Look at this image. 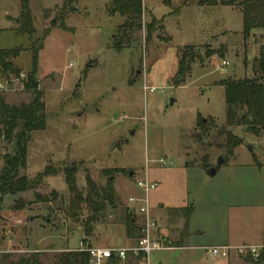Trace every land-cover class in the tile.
Wrapping results in <instances>:
<instances>
[{
	"label": "rangeland",
	"instance_id": "1",
	"mask_svg": "<svg viewBox=\"0 0 264 264\" xmlns=\"http://www.w3.org/2000/svg\"><path fill=\"white\" fill-rule=\"evenodd\" d=\"M164 1L171 2L142 0L143 28L116 53L113 38L124 19L108 16L111 0H78L62 19L54 9L62 0H28L31 37L15 35L21 0H0V50H20L8 59L17 75H2L0 69V95L10 106L32 100L23 83L31 74V48L41 45L31 80L42 93L46 115L45 129L29 136L26 168L19 172L36 188L6 196L1 204L5 264H19L33 254L40 255L41 264H56L80 242L91 248H138L139 239H126L125 218L134 217L141 229L145 218L128 212L126 200L138 196L135 182L144 178L156 184L148 195L154 228L141 235L163 247L149 253V264H252L235 248L264 252V136L225 126L221 86L258 78L250 65L264 46V30H253L244 40L239 6L172 0L167 7ZM152 19L163 22L165 31L155 26L145 44V26ZM182 52L189 66L184 77L178 75ZM224 131L241 141L232 157L226 156ZM13 152V143L0 141V170L3 155ZM219 158L224 164L208 176ZM71 168L84 196L88 174L97 188L111 181L119 199L93 216L88 230L89 212L78 220L65 216L69 195L63 172ZM43 172L48 176L38 179ZM189 205L194 212L188 236L176 247L183 227L177 209ZM214 246L230 247L229 257H207L205 249ZM128 258L127 264H143L142 258Z\"/></svg>",
	"mask_w": 264,
	"mask_h": 264
},
{
	"label": "trees",
	"instance_id": "2",
	"mask_svg": "<svg viewBox=\"0 0 264 264\" xmlns=\"http://www.w3.org/2000/svg\"><path fill=\"white\" fill-rule=\"evenodd\" d=\"M187 2L189 0H186ZM78 0H62L60 7H55L57 16L62 19L64 14L70 10L73 11ZM163 4L170 7L169 1ZM186 6V3L183 7ZM201 7H241L242 11V37L248 39L251 32L256 29L264 30V0H201ZM108 16L115 15L124 19V23L116 29L113 38L112 49L121 52L130 39L143 28L142 16L143 6L142 0H111L107 7ZM178 10V9H177ZM174 12V11H173ZM172 12V13H173ZM179 12V11H178ZM177 14V13H176ZM158 25L160 32H164L162 23H157L154 19L145 26V44L151 41L153 34ZM61 30L65 28L59 25ZM35 30L32 25V18L28 8V0H21V8L18 16V27L15 30L16 36H33ZM50 31H45L42 39L49 35ZM41 45L31 48V74L28 80L23 83L25 90L29 91L32 100L28 104H20L19 106H10L5 104L0 95V141L7 144H14V152L12 155L4 154L3 166L0 170V208L3 198L6 196H14L34 190L35 181L28 180L25 176H19L20 170L26 168L27 143L31 133L43 131L46 127L45 107L42 102V93L37 89L36 83L31 80V76L36 73L38 51ZM20 50H0V69L2 75L14 74L18 71L9 63L8 59L15 58ZM208 55L207 58H211ZM187 57L184 52L181 53V59L178 64V75L184 77L189 74V66L184 61ZM190 63L193 59H189ZM192 61V62H191ZM251 71L258 78H244L236 81H226L221 84L224 89V103L226 121L225 126L243 127L245 132L255 138L264 136V47H261L259 54L251 62ZM203 124L205 121L202 122ZM225 132V131H224ZM226 156L232 157L233 152L240 146L241 141L225 132ZM256 163L255 157H253ZM87 173V172H86ZM64 183L69 195L68 205L66 207L65 216L69 220H78L79 215L83 211L91 214L88 224L93 222V216L100 214L106 206H113L119 201L111 181H108L104 188H97L86 176V194L78 190L76 184V170L74 168L65 169ZM42 176H48L47 172H43ZM183 219L182 231L175 243L176 247H181L184 239L188 236V227L190 218L194 212V207L189 205L185 208L177 209ZM126 236L128 239H141L142 229L137 227L134 217L126 216L125 218ZM132 257V256H131ZM142 255L136 257V262L140 261ZM39 254H33L28 258H21L19 264H41L38 259ZM133 258V257H132ZM245 262L252 264H264V252L258 259H246ZM0 264H5L4 257H0ZM56 264H87V256L78 252H65L58 256ZM110 264H119V261H111Z\"/></svg>",
	"mask_w": 264,
	"mask_h": 264
},
{
	"label": "built area",
	"instance_id": "3",
	"mask_svg": "<svg viewBox=\"0 0 264 264\" xmlns=\"http://www.w3.org/2000/svg\"><path fill=\"white\" fill-rule=\"evenodd\" d=\"M223 66H226V62H222ZM161 164L164 165L162 161ZM135 186L139 191L138 196L129 197L126 200L127 210L135 215H140L145 218L144 228L142 232L149 233L150 228H154V224L150 223L149 220V200L148 195L156 189V184L149 181L147 178L138 180L135 182ZM159 244H152L148 239L143 237L138 240V248L128 251L126 249L120 248H91L84 246L82 242L79 243V248L75 251L78 253H83L87 256V264H110L111 261L123 262L128 258V255L136 258L142 255L143 264H149L148 255L153 249H160ZM233 248V247H232ZM230 247L228 246H214L205 249L207 257L212 259H227L230 255ZM235 253L238 256H243L247 258H257L259 252L255 248L251 247H236Z\"/></svg>",
	"mask_w": 264,
	"mask_h": 264
},
{
	"label": "water",
	"instance_id": "4",
	"mask_svg": "<svg viewBox=\"0 0 264 264\" xmlns=\"http://www.w3.org/2000/svg\"><path fill=\"white\" fill-rule=\"evenodd\" d=\"M74 11H75V9H74ZM56 21H57V18L55 17V18L51 21V23H52V24H55ZM92 67H93V64H92V63H90V64L87 65V68H92ZM136 75L138 76L139 73L137 72ZM179 80H180V79H178V81H177L176 83H178ZM249 150H251V149L249 148ZM222 164H224V159H223V158H219V161H218V163H217V166H216L215 168H211V169H209V170L207 171V175L210 176V177L215 176L216 173H217V170L220 169V167H221ZM129 176H132V174L130 173Z\"/></svg>",
	"mask_w": 264,
	"mask_h": 264
},
{
	"label": "crops",
	"instance_id": "5",
	"mask_svg": "<svg viewBox=\"0 0 264 264\" xmlns=\"http://www.w3.org/2000/svg\"><path fill=\"white\" fill-rule=\"evenodd\" d=\"M171 2H172V0H171ZM171 2H170V4H171ZM172 5V4H171ZM171 5H170V7H171ZM58 6V5H57ZM60 6H61V4H60ZM60 6H58V7H60ZM56 7V6H55ZM232 8V7H231ZM18 16H19V14H18ZM166 16H168V17H170V14H168V15H166ZM165 16V17H166ZM142 19H143V16H142ZM162 21H163V19H161ZM162 25H163V22H162ZM163 28H164V31H165V27H164V25H163ZM16 29V28H15ZM264 47V46H263ZM257 57V55H255L254 57H253V59L254 58H256ZM252 59V60H253ZM251 66V65H250ZM246 78H248V77H246ZM259 138V137H258ZM129 198V197H128ZM163 215H164V213H163ZM191 219V218H190ZM169 223L171 224V222L169 221ZM189 231V230H188ZM179 237V235L177 236V234H176V238H178ZM126 239L127 240H129L128 238H127V236H126ZM131 240V239H130ZM129 259V258H128ZM128 259H126L125 261H123V262H120V263H122V264H127L126 262H127V260Z\"/></svg>",
	"mask_w": 264,
	"mask_h": 264
}]
</instances>
